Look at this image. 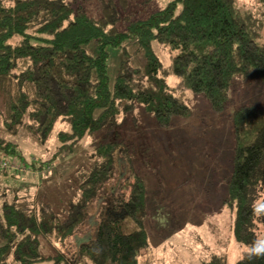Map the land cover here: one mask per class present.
Instances as JSON below:
<instances>
[{
    "label": "trees",
    "instance_id": "trees-1",
    "mask_svg": "<svg viewBox=\"0 0 264 264\" xmlns=\"http://www.w3.org/2000/svg\"><path fill=\"white\" fill-rule=\"evenodd\" d=\"M98 9L95 17L66 0H0V264H152L136 142L117 129L112 140L89 150L71 174L62 211L43 196L41 176L53 161L45 152L60 144L69 156L85 135L113 129L139 106L169 128L175 118L192 115L184 98L189 91L221 112L235 76L247 78L253 69L264 83V44L235 16L234 0H172L147 18L126 14L124 30L117 27V0H99ZM130 38L145 54L146 68L125 59L112 83L108 48ZM153 42L169 49V64ZM89 43L98 47L97 55L86 49ZM171 75L178 76L175 84L168 82ZM58 121L65 127L55 131ZM233 127L234 171L225 201L236 213L235 239L249 247L235 264H264V106L235 109ZM27 145L33 157L15 160ZM117 153L125 173L100 204L95 235L70 256L62 250L45 254L48 245L65 242L84 223L85 210L115 173ZM28 174L40 180L35 192L1 182Z\"/></svg>",
    "mask_w": 264,
    "mask_h": 264
},
{
    "label": "rangeland",
    "instance_id": "rangeland-1",
    "mask_svg": "<svg viewBox=\"0 0 264 264\" xmlns=\"http://www.w3.org/2000/svg\"><path fill=\"white\" fill-rule=\"evenodd\" d=\"M71 5H84L92 16L101 15L99 0H66ZM172 0H117L121 19L118 29L128 23L126 14L134 19L147 18L166 7ZM235 16L247 24L251 37L264 44V0H234ZM154 50L163 64L170 62L169 49L153 42ZM93 55L99 53L94 43L85 45ZM108 74L111 82L122 70V62L141 69L146 68V56L138 50L135 39L126 40L121 47H109ZM178 76L168 77L175 84ZM185 101L192 107L189 118H175L169 128H161L154 116L139 106L123 117L113 129H103L85 135L66 156L60 144L45 155L53 156L46 177L41 176L43 196L56 210L62 211L70 198L71 174L86 161V154L99 142L112 140L117 129L136 142V166L146 181L145 226L154 251L152 264H235L244 249L234 236L235 210L225 201L229 197L228 181L234 171V112L244 104L264 106V83L258 72L252 70L244 78L236 75L226 107L214 111L202 95L187 92ZM65 127L58 121L55 131ZM21 156H19V155ZM15 160L25 162L33 157L27 145L19 149ZM55 156V158H54ZM50 164V163H49ZM125 162L116 154L115 173L103 186L99 198L85 210L86 219L65 242L50 244L44 253L62 250L70 256L75 246L96 233L100 204H105L116 192L125 173ZM37 175V174H35ZM49 175V177H48ZM34 174L4 176L5 187L36 191L40 180L33 182ZM39 185V186H40ZM102 204V205H103ZM261 239V235L259 240ZM54 255V254H53Z\"/></svg>",
    "mask_w": 264,
    "mask_h": 264
}]
</instances>
